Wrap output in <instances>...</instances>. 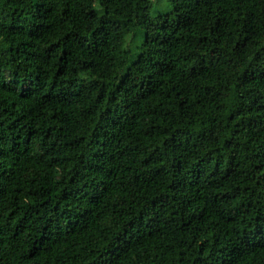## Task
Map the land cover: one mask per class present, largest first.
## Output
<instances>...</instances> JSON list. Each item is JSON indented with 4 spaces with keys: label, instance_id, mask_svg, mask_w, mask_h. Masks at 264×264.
<instances>
[{
    "label": "trees",
    "instance_id": "obj_1",
    "mask_svg": "<svg viewBox=\"0 0 264 264\" xmlns=\"http://www.w3.org/2000/svg\"><path fill=\"white\" fill-rule=\"evenodd\" d=\"M144 2L0 0V264H264V0Z\"/></svg>",
    "mask_w": 264,
    "mask_h": 264
},
{
    "label": "rangeland",
    "instance_id": "obj_2",
    "mask_svg": "<svg viewBox=\"0 0 264 264\" xmlns=\"http://www.w3.org/2000/svg\"><path fill=\"white\" fill-rule=\"evenodd\" d=\"M151 5V16H156L159 13H164L169 10V0H148L140 5L141 12L139 13V22L142 23L141 16L144 14L146 8ZM145 16V15H144ZM138 23V22H137ZM132 28V27H131ZM140 35V31H137L136 35Z\"/></svg>",
    "mask_w": 264,
    "mask_h": 264
}]
</instances>
